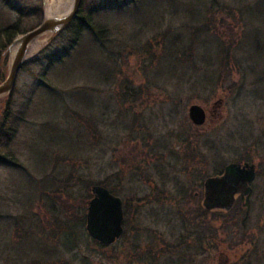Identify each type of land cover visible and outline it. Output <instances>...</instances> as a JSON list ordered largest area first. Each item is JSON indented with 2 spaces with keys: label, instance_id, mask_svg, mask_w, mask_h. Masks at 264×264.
Listing matches in <instances>:
<instances>
[{
  "label": "rangeland",
  "instance_id": "obj_1",
  "mask_svg": "<svg viewBox=\"0 0 264 264\" xmlns=\"http://www.w3.org/2000/svg\"><path fill=\"white\" fill-rule=\"evenodd\" d=\"M9 1L28 14L0 0V28L20 17L25 30L36 20L33 6L41 5L44 17H56L72 0ZM125 1L132 5L123 13L96 17L113 40L104 49L112 60L103 59L88 33L74 62H57L44 74L42 57L61 46L62 38L54 40L60 31L38 36L40 45L26 56L13 108L22 109L37 85H49L45 100L39 96L44 90L35 91L27 114L35 127L51 120L58 130L46 126L41 142L32 144L35 127L22 128L14 148L24 169L0 168V218L25 212L45 228L53 210L75 222L72 217L85 214L92 196L85 181L105 180L124 203L125 233L100 248L84 222L72 264H171L174 254L153 253L184 240L190 264H264V0H85V8ZM203 24L205 29H196ZM12 44L3 51L5 74ZM184 56L195 63L175 60ZM192 103L207 110L203 125L189 120ZM49 109L62 114L45 115ZM238 160L260 168L253 192L231 213L202 209L204 179ZM1 219L0 264L9 252L2 251V242L13 233ZM197 232L205 236L200 243Z\"/></svg>",
  "mask_w": 264,
  "mask_h": 264
},
{
  "label": "trees",
  "instance_id": "obj_2",
  "mask_svg": "<svg viewBox=\"0 0 264 264\" xmlns=\"http://www.w3.org/2000/svg\"><path fill=\"white\" fill-rule=\"evenodd\" d=\"M1 3L12 10H18L19 13H22L21 16L23 17L25 16L24 13L28 14L27 12H25L26 9L24 7L17 8L14 5H11L9 0H2ZM127 5L128 3L125 1L119 5L108 3L97 7H93L92 9L91 8L88 9L85 8V0H82V4L77 15L54 38V40L57 38L63 39L60 43L61 46L59 45L58 48L56 47L57 48L56 50L51 51L50 53L42 57V60L47 61V66L45 67L44 74L48 73L52 69L53 65L57 62L58 63H64V62L66 63V61H68L69 63L71 61L74 62L78 51L82 49L81 39L84 34H88V33L94 35L93 41L92 40L91 41L97 47L103 59H105V61L112 60L110 58V55H106L104 49L110 43H112L113 40L108 38V32H109L108 28L103 24L102 25L99 24V22L96 20V17L107 12L116 11L118 14L123 13V11L127 7H130V5L132 4L128 6ZM42 10L43 7L41 5H35L32 7L31 14L36 15V20L34 23L31 24L30 28L28 29L23 30L20 28V23H21L20 17H18L17 21L11 22L5 27L0 28V82H2L7 75L5 74L7 64H6V59L3 56V51H5V49L9 46V44L14 41L17 34L25 33L35 28L41 23L43 19ZM203 28L204 29L206 28L204 24L202 25V27L198 26L196 29L202 31ZM54 40L50 43V45L54 42ZM63 42L64 44L62 45ZM189 55L191 56V54ZM182 59L183 61L181 59H175V60H177L182 65H184L185 62H188L187 60H189L188 65H190V62L195 63L194 60L192 61V57L186 59V57L184 56L182 57ZM64 66L65 65H63L62 67ZM61 72H62L61 69L58 70L57 75H61ZM112 76L113 74L111 72L110 77L112 78ZM110 77L103 79L109 81ZM35 88H38L39 89V90L37 89L38 91L44 90V94H40L39 96H40V100L42 99L45 100L46 99L44 98L45 92L48 90L51 91L53 87L49 85H41V86L37 85ZM37 90L34 89V91H32L33 92L32 99L29 98V101L23 104L22 109H18V110H15L13 108V103L11 98L12 93L5 96L6 97L5 102L2 101V99L0 98V168H10L12 170L24 169V168L22 169V167L20 166V162L17 156L18 153L14 148V143L18 135L21 134V130L24 126L29 124L30 126L35 127L34 123H31L29 121L31 119H29L27 112H28V107L32 106L31 105L32 102H30V100L34 99L35 91L37 92L36 94H38ZM48 106L49 104L45 105L44 109H47ZM65 106L67 111L68 110L67 104H65ZM66 111L63 112V114L66 113ZM54 112L58 113L60 111L59 109H53L52 112H50L49 109L48 112H43V113H45V115L46 114L52 115L54 114ZM60 113L62 114V111ZM50 121L51 120H44L41 122V125H38L37 127L31 129L33 133L31 140L32 144H39L41 142L37 138H44V131L46 129V126L52 129L55 127L57 128V124L52 126V124H50ZM56 128L54 130L57 131L58 129ZM38 150L41 151L40 148H38ZM41 153L43 152L41 151ZM169 154L170 156L172 155L176 159L180 158L179 153L177 151H172L171 149H169ZM183 165H184V161H183ZM217 173L219 174L221 172H217ZM85 183L87 189H89L94 184H99L106 187L113 194L117 195L118 193L115 187L109 186L107 183H105V180L93 181L89 179L85 181ZM240 199L236 201L235 205L240 201ZM48 205L51 206V203H48ZM202 209L204 208L202 207ZM233 209L230 210L229 212L230 213L231 211L233 212L234 211ZM123 210L125 215L124 203H123ZM211 212L217 214L224 213L220 211H211ZM229 212H225V213H229ZM51 213L54 218L50 224L47 223L48 226L45 228L42 226L44 224H42V221L40 220L33 219L32 221H30V219L27 218L28 216L25 215L26 214L25 212L21 216L13 217L11 219L8 218L6 219V221L0 218L2 221H5V223L3 224V229L12 227L11 231H13L11 239L7 242H2L1 245L2 251L4 252L9 251L7 252L8 253L7 257L5 256L1 257L3 260L2 264H27V263L40 264V262H43L41 264H48V263L72 264V261L76 258L78 254L76 250L78 249L81 240L80 230H81V225L85 222V214L76 213V216L72 217L73 220H75V222L68 223V220L61 219L59 215H56L55 211L53 212L52 210ZM124 224H126L125 220H124ZM48 228H50L51 230H49L47 233L46 230H48ZM52 228H55L56 231L54 230L52 231ZM40 230H42V234H43L42 237L38 236ZM50 236L52 238H50ZM196 236L199 243L202 241V239H205V236L202 235V232H197ZM85 240L87 241L86 238ZM27 242L33 244L25 245ZM92 242H94L93 244H95L100 248L107 247L105 245H101L94 239H92ZM189 250H190V243L184 240L176 245H167L166 248L159 249L158 253L155 252L153 254L157 256H161L163 255L162 253L164 254L172 253L175 255L176 260L175 259L173 260V258H171L170 260L171 264H180V263L190 264L191 255ZM67 253H73V254L71 255L70 258L66 259L64 257L65 254ZM30 254L34 255L32 256L33 258L29 257ZM83 260H85V264H87V260L86 259ZM82 264H84V262Z\"/></svg>",
  "mask_w": 264,
  "mask_h": 264
},
{
  "label": "water",
  "instance_id": "obj_3",
  "mask_svg": "<svg viewBox=\"0 0 264 264\" xmlns=\"http://www.w3.org/2000/svg\"><path fill=\"white\" fill-rule=\"evenodd\" d=\"M81 4L82 0H72L71 10L63 17L43 15L38 26L14 39L13 43L19 41L20 46L10 58L5 79L0 82V98L12 93L17 74L27 59L26 49L30 42L46 32L55 34L61 31L77 15ZM187 114L191 123L196 126L203 125L206 121V110L200 104H190ZM254 178L253 165L235 162L226 164L221 174L204 179L201 206L207 211L229 212L238 195L247 196L251 193L250 184ZM90 190L92 196L86 205L85 230L92 239L101 245L109 246L123 234V201L102 185H92Z\"/></svg>",
  "mask_w": 264,
  "mask_h": 264
},
{
  "label": "bare ground",
  "instance_id": "obj_4",
  "mask_svg": "<svg viewBox=\"0 0 264 264\" xmlns=\"http://www.w3.org/2000/svg\"><path fill=\"white\" fill-rule=\"evenodd\" d=\"M71 6H72V1L69 4H67L56 17L65 16L71 10ZM46 16H49V14L47 13ZM40 43H41V41L37 38L35 40H33L32 42H30V44L27 46V49H26V56L30 55L36 49V47H38L40 45ZM19 46H20L19 41H17L16 43H13L10 46V48H9V55H10L9 57L10 58L13 57L15 52L18 50Z\"/></svg>",
  "mask_w": 264,
  "mask_h": 264
},
{
  "label": "flooded vegetation",
  "instance_id": "obj_5",
  "mask_svg": "<svg viewBox=\"0 0 264 264\" xmlns=\"http://www.w3.org/2000/svg\"><path fill=\"white\" fill-rule=\"evenodd\" d=\"M205 110H206V109H205ZM206 114H207V116H208V112H207V110H206ZM233 162H235V163H240V164L248 163V164H250V165H253V169H254V171H255V178H254L253 182L255 181L256 177H257V176L259 175V173H260V168H259V167L257 166V164L254 163V162H251V161L249 162V161H245V160H238V161H233ZM230 163H231V162H230ZM224 167H225V166H224ZM224 167H223V169H224ZM222 172H223V170H222ZM222 172H221V173H222ZM221 173H219V174H221ZM216 175H217V174H216ZM253 182H252V183H253ZM252 183L250 184L251 187H252V191H251V193L253 192V189H254L253 186H252ZM251 193H250V194H251ZM250 194H249V195H250ZM249 195H247V196H243V195L240 194V195L237 196L236 201H237L238 199H240V198H241V199H244V198L248 197ZM236 201H235V203H236ZM235 203H234L232 209L236 207ZM232 209H231V210H232ZM123 213H124V211H123ZM124 220H125V215H124ZM124 220H123V234L125 233V230H124V225H125V224H124ZM123 234H122V235H123ZM122 235H121V237H122ZM121 237H120V238H121ZM120 238H119V239H120ZM114 243H115V242H114ZM114 243H113V244H114ZM113 244H111V245H113ZM111 245H109V246H111ZM107 247H108V246H107Z\"/></svg>",
  "mask_w": 264,
  "mask_h": 264
}]
</instances>
